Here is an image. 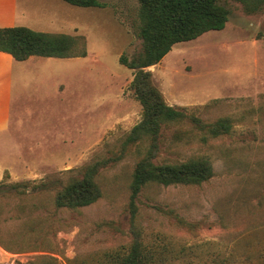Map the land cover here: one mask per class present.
<instances>
[{
	"label": "rangeland",
	"instance_id": "1",
	"mask_svg": "<svg viewBox=\"0 0 264 264\" xmlns=\"http://www.w3.org/2000/svg\"><path fill=\"white\" fill-rule=\"evenodd\" d=\"M99 1L0 0V27L81 35L87 49L84 57L24 61L0 52L9 57L0 60V182H54L37 194L0 196V264H107L106 253L132 241L133 151L101 169L97 201L53 204L55 188L117 147L142 116L128 89L133 70L119 62L141 48L139 2ZM220 3L229 10L222 29L173 45L147 67L169 105L232 122L207 140L189 124L164 130L156 161L204 156L213 167L201 184H149L137 197L135 225L144 240L167 243L169 264H264V10Z\"/></svg>",
	"mask_w": 264,
	"mask_h": 264
},
{
	"label": "trees",
	"instance_id": "2",
	"mask_svg": "<svg viewBox=\"0 0 264 264\" xmlns=\"http://www.w3.org/2000/svg\"><path fill=\"white\" fill-rule=\"evenodd\" d=\"M80 7L101 6L99 0H63ZM247 14L264 10V0H234ZM136 34L141 41L140 50L130 58L124 54L119 62L133 70L128 85L132 95L142 106L141 119L120 140L117 147L106 155L78 169V175L55 188V208L77 209L97 201L102 190L97 181L101 169L133 151L135 162L129 182L128 211L132 222V241L126 249L105 254L107 264H169L172 249L159 238L144 240L135 225L137 197L145 185L201 184L213 175L210 160L204 156H191L182 161H156L164 130L170 126L180 128L189 124L201 140L216 137L231 130L227 116L206 122L185 107L169 105L154 85L147 67L158 63L173 45L192 40L209 30L222 29L228 20L229 10L220 0H138ZM0 51L23 61L30 56L84 57L87 54L85 39L81 35L62 32L39 31L27 26L0 27ZM177 134V133H175ZM53 181L37 184L0 182V196L8 194L28 195L50 189ZM185 249L179 253L185 255ZM172 253V254H170ZM179 258V257H177Z\"/></svg>",
	"mask_w": 264,
	"mask_h": 264
},
{
	"label": "crops",
	"instance_id": "3",
	"mask_svg": "<svg viewBox=\"0 0 264 264\" xmlns=\"http://www.w3.org/2000/svg\"><path fill=\"white\" fill-rule=\"evenodd\" d=\"M0 52H2V51H0ZM2 53H4V52H2ZM6 53V52H5ZM7 54H9V53H7ZM10 55V54H9ZM5 56V55H4ZM2 56V55H0V60H3L4 58H9V57H7V56ZM11 56V55H10ZM12 57V56H11ZM40 57V56H39ZM13 58V57H12ZM28 59V58H27ZM26 59V60H27ZM24 61V60H23ZM33 62H37V61H32V62H30V64H33ZM9 78V77H8ZM3 80V82L5 83L6 81H7V76L6 75H4V79H3V77L0 75V81H2Z\"/></svg>",
	"mask_w": 264,
	"mask_h": 264
}]
</instances>
